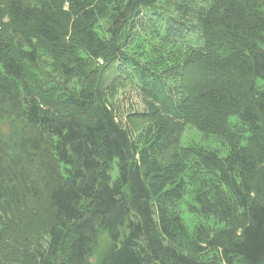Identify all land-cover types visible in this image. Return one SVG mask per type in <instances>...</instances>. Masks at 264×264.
<instances>
[{
  "label": "trees",
  "instance_id": "1",
  "mask_svg": "<svg viewBox=\"0 0 264 264\" xmlns=\"http://www.w3.org/2000/svg\"><path fill=\"white\" fill-rule=\"evenodd\" d=\"M6 8L0 124L22 126L12 144L0 134V264H90L101 230V264H264V0ZM149 12L168 21L165 46L190 29L203 43L132 54ZM28 64L59 83L44 89ZM127 78L145 108L124 122L109 92ZM187 126L219 147L184 145ZM189 196L205 218L193 232Z\"/></svg>",
  "mask_w": 264,
  "mask_h": 264
},
{
  "label": "rangeland",
  "instance_id": "2",
  "mask_svg": "<svg viewBox=\"0 0 264 264\" xmlns=\"http://www.w3.org/2000/svg\"><path fill=\"white\" fill-rule=\"evenodd\" d=\"M7 2L8 0H0V19L5 24L4 25L0 23V33H4V35L6 32V29H4V27L7 26L9 20L8 10L6 8ZM174 10L176 11V9H174L173 7V9H171L170 11L176 14L177 11L173 12ZM149 13L150 14H148V16H146L147 14L144 15L142 14L141 16L146 24V27L149 26V28L147 30H144L141 27L136 32L137 39L135 43L132 45V47H130L131 49L129 50L132 54L136 53V50H134V48L138 49L139 51H143L142 47H145L148 50L151 49V46L153 44H155L157 47L164 46L167 49V53L168 51L174 53L179 50L185 52L189 46H199L203 43L200 34L190 29L189 31H185L182 35L180 33L179 37H172L176 43L165 46L162 41V38L160 36L157 37L156 33L160 31L163 35L166 34L167 32L165 28L168 27L166 25L168 21L165 20L164 17L163 20H161L162 17H157L152 12ZM163 14L165 15V17L168 16L165 13ZM101 63H103V60L102 61L100 60L99 64L102 65ZM28 66L32 71L31 76L36 77L39 80L40 85H42L44 89L49 90L50 88L56 86L59 83L58 81L59 78H56L54 76L51 67L40 65V68H34L29 64ZM35 83L36 82L33 81L32 79L31 85L35 86L36 85ZM70 86L72 85L70 84ZM37 92H38L37 100L38 102L41 103V97H40L41 92H39V90ZM139 92L140 91L137 82L135 80H132L131 78H127L125 83L120 84L115 88L113 87L110 90L109 100L112 104H114L117 113L120 116L119 118H122L124 122H126V117L129 112L135 110L140 111L145 108V104L143 102L142 97L139 95ZM21 126L22 124L20 120H18L16 117L6 116L4 121L0 124L1 141L5 142V144L14 143L17 139V132L19 131ZM153 130L154 129H152V131L150 130L149 132H146L144 136L146 138L150 137L152 134H154ZM182 142L186 146L205 145L208 144L209 142L210 147H219L216 141L206 140L203 134L197 131L192 126H187L183 135ZM35 172H36V168L33 169V173ZM192 204H193V198L189 196L182 202L180 207L183 219L190 232H193V230L197 226H199V224H201L205 219L199 214L194 212V209L191 207ZM111 245H112V240L109 236V233L106 230H101L99 233L98 244L95 246L91 256L89 257V263L101 264L104 253L110 248Z\"/></svg>",
  "mask_w": 264,
  "mask_h": 264
}]
</instances>
